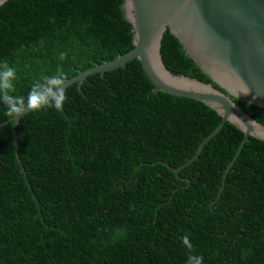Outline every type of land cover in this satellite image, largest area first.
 Returning <instances> with one entry per match:
<instances>
[{
  "label": "trees",
  "instance_id": "obj_1",
  "mask_svg": "<svg viewBox=\"0 0 264 264\" xmlns=\"http://www.w3.org/2000/svg\"><path fill=\"white\" fill-rule=\"evenodd\" d=\"M121 3L1 4L14 95L58 66L68 79L130 51ZM152 87L137 60L69 85L60 111L19 119L20 164L0 103V264H186V234L203 264H264V142L247 137L221 186L243 136L225 122L174 173L220 117Z\"/></svg>",
  "mask_w": 264,
  "mask_h": 264
},
{
  "label": "water",
  "instance_id": "obj_2",
  "mask_svg": "<svg viewBox=\"0 0 264 264\" xmlns=\"http://www.w3.org/2000/svg\"><path fill=\"white\" fill-rule=\"evenodd\" d=\"M121 10L132 49L77 71L65 88L137 60L153 92L201 102L220 117L189 159L168 167L174 173L197 157L223 123L242 132L222 186L247 137L264 142V0H122ZM23 115L8 119L18 164L15 127Z\"/></svg>",
  "mask_w": 264,
  "mask_h": 264
},
{
  "label": "clouds",
  "instance_id": "obj_3",
  "mask_svg": "<svg viewBox=\"0 0 264 264\" xmlns=\"http://www.w3.org/2000/svg\"><path fill=\"white\" fill-rule=\"evenodd\" d=\"M5 0H0V4ZM67 57L66 52L59 54L61 61ZM17 80V71L11 67L7 61L0 62V103L6 108V115L9 117L25 114L29 111H46L54 108L60 111L65 101L68 99L65 89L66 74L58 66L52 75L41 76L35 80L30 87L27 96L14 95L15 81ZM183 245L189 250L186 264H203V257L191 254L193 245L189 235L181 237Z\"/></svg>",
  "mask_w": 264,
  "mask_h": 264
}]
</instances>
